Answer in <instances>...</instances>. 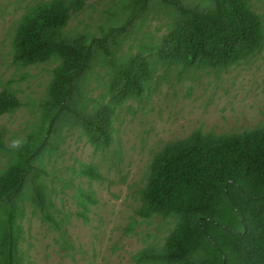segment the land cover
Masks as SVG:
<instances>
[{
	"label": "trees",
	"instance_id": "16d2710c",
	"mask_svg": "<svg viewBox=\"0 0 264 264\" xmlns=\"http://www.w3.org/2000/svg\"><path fill=\"white\" fill-rule=\"evenodd\" d=\"M84 3L52 0L32 10L13 39L16 65L32 67L52 59L60 65L41 103L40 123L23 137L16 160L0 176V264H23L18 220L24 189L43 212L48 200L41 159L57 148L66 126L80 127L91 146L106 148L116 108L143 94L156 63L228 67L263 43L261 22L245 0H205L196 6L177 0H129L120 26L99 36L67 34L71 16ZM153 4L172 10L173 23L151 55L137 53L118 62L116 54L136 20ZM101 61L113 68L108 101L88 106L84 90L93 66ZM19 107L15 92H0V116ZM84 173L99 179L92 167ZM140 199V219L174 217L177 222L163 247L140 251L133 257L135 264H264V128L224 137L196 132L165 146L150 165ZM43 218L53 222L47 214Z\"/></svg>",
	"mask_w": 264,
	"mask_h": 264
},
{
	"label": "rangeland",
	"instance_id": "374dc122",
	"mask_svg": "<svg viewBox=\"0 0 264 264\" xmlns=\"http://www.w3.org/2000/svg\"><path fill=\"white\" fill-rule=\"evenodd\" d=\"M52 0H0V92L16 93L20 107L0 116V176L16 160L25 135L40 123L58 59L32 67L13 62V39L20 21ZM187 6L205 0H177ZM259 18V50L222 68L183 67L156 63L143 94L118 106L106 148L91 146L80 127L66 126L57 148L41 159L48 205L40 212L24 189L18 247L23 264H135L148 248L161 249L177 219L136 215L150 165L165 146L193 133L224 137L264 128V0H245ZM129 0H85L65 32L99 36L120 26ZM174 21V12L153 4L137 19L130 37L116 54L118 62L137 53L151 55ZM113 68L95 64L84 90L88 106L108 101ZM92 167L99 179L84 171ZM90 196L91 202L87 199ZM86 208V210H85ZM1 214V207H0ZM49 215L53 222L43 218Z\"/></svg>",
	"mask_w": 264,
	"mask_h": 264
}]
</instances>
